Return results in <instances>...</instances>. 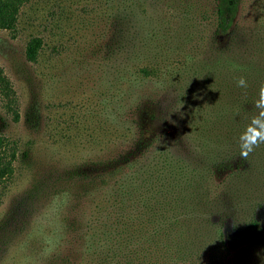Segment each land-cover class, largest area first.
Listing matches in <instances>:
<instances>
[{
  "label": "rangeland",
  "instance_id": "obj_1",
  "mask_svg": "<svg viewBox=\"0 0 264 264\" xmlns=\"http://www.w3.org/2000/svg\"><path fill=\"white\" fill-rule=\"evenodd\" d=\"M252 1L239 0L224 31L215 28V0H28L20 6L13 31L0 30V69L17 113L14 121L0 98V138L15 154L11 177L0 186V264H69L75 238L114 204L118 182L154 167L157 157L194 151L183 119L188 108H181L188 86L203 74L225 76L210 61L229 49L264 64L247 22ZM237 35L248 38L233 50ZM33 38L40 46L28 62L24 51ZM199 62L208 68L199 72ZM227 158L216 174L247 165L225 154L215 162ZM259 194L247 217L227 218L221 231L225 239L226 232L236 236L235 226L251 218L262 237L228 239L223 264H264V188Z\"/></svg>",
  "mask_w": 264,
  "mask_h": 264
},
{
  "label": "trees",
  "instance_id": "obj_2",
  "mask_svg": "<svg viewBox=\"0 0 264 264\" xmlns=\"http://www.w3.org/2000/svg\"><path fill=\"white\" fill-rule=\"evenodd\" d=\"M27 1L0 0V30L13 31L18 10ZM238 3L239 0H215L217 31H224L234 21ZM252 6L251 9L248 3L247 22L254 26L251 35L256 49L264 52V0H253ZM243 38L234 37L233 44L237 45L233 50L248 37ZM39 46L37 38L27 42L24 56L28 62L35 61ZM210 62L224 68L226 75L203 74L180 98L181 108H188L183 119L190 129L194 151L184 158L171 154L170 158L157 157L154 167L138 169L134 179L118 182L114 204L104 210L99 221L86 226L84 235L75 238L76 250L69 264H223L228 239L254 241L262 237L259 222L249 217L235 226L236 236L226 232L225 239L221 228L227 218L247 217L264 188V143L246 159L240 156L239 146L240 136L260 111L256 103L264 84V64L235 57L230 49ZM197 66L202 72L209 64L199 62ZM141 73L150 74L146 69ZM241 77L247 87L237 86ZM186 79L180 80L187 87ZM197 93L202 105H198ZM13 95L0 69V98L16 121ZM222 154L242 159L247 165L216 174V165L231 160L215 162V156ZM14 160L13 148L3 147L0 138V186L11 177Z\"/></svg>",
  "mask_w": 264,
  "mask_h": 264
},
{
  "label": "clouds",
  "instance_id": "obj_3",
  "mask_svg": "<svg viewBox=\"0 0 264 264\" xmlns=\"http://www.w3.org/2000/svg\"><path fill=\"white\" fill-rule=\"evenodd\" d=\"M237 86L247 87L246 80L241 77L237 81ZM256 107L260 109L258 115L251 119L245 132L240 136V156L244 159H246L256 147L264 143V84L260 87V99L256 103Z\"/></svg>",
  "mask_w": 264,
  "mask_h": 264
}]
</instances>
